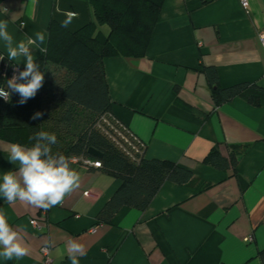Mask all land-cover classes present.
I'll list each match as a JSON object with an SVG mask.
<instances>
[{
    "label": "crops",
    "instance_id": "0c3cea01",
    "mask_svg": "<svg viewBox=\"0 0 264 264\" xmlns=\"http://www.w3.org/2000/svg\"><path fill=\"white\" fill-rule=\"evenodd\" d=\"M0 7L11 46L24 42L33 60L46 49L50 21L75 32L93 20L87 0H0ZM7 47L0 38V54L17 72L26 57L9 60ZM204 67L215 69L220 88L264 89V0H164L144 57L103 60L112 115L144 143L143 157L173 162L209 187L196 193L165 183L143 212L123 208L98 224L120 182L68 160L79 187L57 206L11 204L0 193V211L29 250L0 264H42L44 247L49 264H72L73 243L82 246L80 264H262L264 108L238 98L216 107ZM11 145L0 139V183L6 172L20 176ZM214 146L223 156L239 149L235 173L202 163Z\"/></svg>",
    "mask_w": 264,
    "mask_h": 264
},
{
    "label": "trees",
    "instance_id": "16d2710c",
    "mask_svg": "<svg viewBox=\"0 0 264 264\" xmlns=\"http://www.w3.org/2000/svg\"><path fill=\"white\" fill-rule=\"evenodd\" d=\"M87 1L93 20L79 30L69 32L50 21L46 49L34 60L44 74L42 87L35 97L24 104L18 103L20 97L15 93L7 102L0 99V139L19 143L27 149L39 143L42 150L50 149L42 159L50 156L57 163L61 156L65 162L73 158L79 160L77 165L82 167H85L81 162L84 159L99 162L96 170L120 182L96 216L98 224L108 225L123 208L146 210L165 183L196 193L207 189L209 184L173 162L145 159L144 151L141 156L130 157L120 146L119 137L103 122L104 119L116 121L103 60L144 57L164 0ZM0 56L3 57L0 59V89L10 92L7 81L11 79L13 67ZM49 65L58 71L51 70ZM25 67L19 68L16 74ZM203 72L216 107L238 98L252 107L264 108V89L248 83L220 88L214 68L204 67ZM53 74H57L56 77ZM37 112L43 115L32 119ZM40 132L54 133L56 143L42 139ZM89 149L97 151L101 157L89 155ZM239 153V149L233 148L223 156L214 146L202 163L230 176L235 173ZM258 256L264 264V250Z\"/></svg>",
    "mask_w": 264,
    "mask_h": 264
},
{
    "label": "clouds",
    "instance_id": "9594fccd",
    "mask_svg": "<svg viewBox=\"0 0 264 264\" xmlns=\"http://www.w3.org/2000/svg\"><path fill=\"white\" fill-rule=\"evenodd\" d=\"M5 13L6 8L0 7ZM0 38L8 43L7 55L9 60H16L18 57H26L25 70L19 71L18 75L14 74L7 81L9 91L0 89V97L7 102L12 93L18 94L19 104L26 103L29 99L34 98L37 91L42 87L44 74L39 70L37 64L34 63L33 56L28 50V46L24 42H20L17 46L12 47V36L7 31V21H0ZM37 38L43 42L45 37L43 33L38 32ZM29 43H33L29 41ZM44 51V49H41ZM0 59H3L0 56ZM43 115L41 112L34 114L32 119ZM42 139H46L51 143H56V135L48 132H40L38 134ZM50 149L38 143L36 146L24 149L19 143H12L10 155L8 159L15 163L19 162L20 176L9 171L3 175L2 183H0V193L6 200L14 204L17 200L28 205L38 208L49 209L62 203L65 196L70 194L79 187L80 176L75 170H70L65 162L64 156L60 157L57 163L52 157L42 159ZM18 233L9 225L5 214L0 211V257L5 260L21 259L28 255V247L21 243L18 239ZM70 259L72 264H80L76 253L82 252V246L76 243L70 246Z\"/></svg>",
    "mask_w": 264,
    "mask_h": 264
},
{
    "label": "built area",
    "instance_id": "2783aa9c",
    "mask_svg": "<svg viewBox=\"0 0 264 264\" xmlns=\"http://www.w3.org/2000/svg\"><path fill=\"white\" fill-rule=\"evenodd\" d=\"M12 75L16 74L15 70H11ZM0 99L5 100L3 97H0ZM104 124L107 125V127L117 135L120 139V146L123 147L124 152L129 155L130 157L134 158L135 156H141L145 145L140 140H138L133 134H131L122 124H120L118 121L110 122L107 119L103 120ZM71 161L75 164H78L79 160L77 159H71ZM82 164L85 167H89L92 169H98L100 167V163L97 161H92L89 159L81 160ZM31 226H33L36 231L40 230V227L38 226L37 222L35 220L30 221ZM250 240V239H249ZM50 247H44L41 249V255L43 257L42 264H49L50 263Z\"/></svg>",
    "mask_w": 264,
    "mask_h": 264
},
{
    "label": "water",
    "instance_id": "95a60500",
    "mask_svg": "<svg viewBox=\"0 0 264 264\" xmlns=\"http://www.w3.org/2000/svg\"><path fill=\"white\" fill-rule=\"evenodd\" d=\"M88 154L95 157V158H100L101 157V154L98 153L97 151L93 150V149H89L88 150Z\"/></svg>",
    "mask_w": 264,
    "mask_h": 264
},
{
    "label": "rangeland",
    "instance_id": "374dc122",
    "mask_svg": "<svg viewBox=\"0 0 264 264\" xmlns=\"http://www.w3.org/2000/svg\"><path fill=\"white\" fill-rule=\"evenodd\" d=\"M56 75H57V74H55V75L53 74V76H55V77H56Z\"/></svg>",
    "mask_w": 264,
    "mask_h": 264
}]
</instances>
